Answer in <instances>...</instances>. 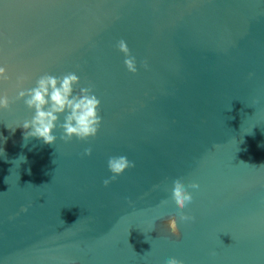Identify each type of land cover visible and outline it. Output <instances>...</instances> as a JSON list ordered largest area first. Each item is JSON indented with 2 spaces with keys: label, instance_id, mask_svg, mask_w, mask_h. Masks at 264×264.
<instances>
[{
  "label": "water",
  "instance_id": "water-1",
  "mask_svg": "<svg viewBox=\"0 0 264 264\" xmlns=\"http://www.w3.org/2000/svg\"><path fill=\"white\" fill-rule=\"evenodd\" d=\"M0 66V264H264V0H0ZM68 73L96 137L25 143L18 91ZM173 176L199 185L175 234Z\"/></svg>",
  "mask_w": 264,
  "mask_h": 264
},
{
  "label": "clouds",
  "instance_id": "clouds-1",
  "mask_svg": "<svg viewBox=\"0 0 264 264\" xmlns=\"http://www.w3.org/2000/svg\"><path fill=\"white\" fill-rule=\"evenodd\" d=\"M118 47L125 54L124 64L127 70L135 74L137 72L136 60L128 53L126 43L121 40ZM7 81L6 69L0 66V84ZM22 83L23 78H20L17 81V87H20ZM79 84V77L75 73H68L62 77L41 76L34 87L20 90L16 96L17 100H22L24 105L34 113L31 120L24 121L15 127H7L13 133L17 127H22L25 143L29 139H35L45 145H52L57 140L55 133L58 130L59 138L64 143L71 142L73 138L79 141L95 138L102 122L99 113L100 101L93 94L91 87H80L77 92L76 88ZM9 104L8 96L0 93V111L8 110ZM61 117H63V122H61ZM0 140H6V138L0 136ZM0 152H3L2 148H0ZM84 155H91V149H86ZM16 161L25 162L26 157L20 156ZM132 166L125 156L110 157L108 169L111 177L103 181L104 186L108 187L112 181ZM198 188L197 183L185 185L180 178L172 177L170 195L177 205V209L168 220V224L174 230V234L178 221L180 223L194 222L195 217L182 210L186 209L193 201L192 193L188 189L197 190ZM157 219L153 220L152 229L155 228ZM211 255H215V252H212ZM162 264H182V262L174 257H165Z\"/></svg>",
  "mask_w": 264,
  "mask_h": 264
}]
</instances>
